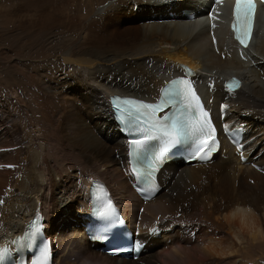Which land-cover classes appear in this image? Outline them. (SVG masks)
Returning <instances> with one entry per match:
<instances>
[{
    "label": "bare ground",
    "instance_id": "1",
    "mask_svg": "<svg viewBox=\"0 0 264 264\" xmlns=\"http://www.w3.org/2000/svg\"><path fill=\"white\" fill-rule=\"evenodd\" d=\"M203 6L200 0H1L12 48L7 59L16 46L37 49L55 28L83 27V42L95 46L66 50L62 68L34 74L30 63L19 65L23 92L10 84L6 115L0 107L8 124L0 130V246L43 211L57 264H261L237 260L250 250L247 243H264V16L251 48L241 50L223 23L229 4L194 21L183 15ZM180 64L200 72L222 130L246 128V162L224 145L210 163L169 164L160 174L163 191L143 203L133 193L128 144L108 100L122 94L153 101L165 81L180 75ZM231 76L244 82L234 95L223 87ZM94 179L110 185L149 244L138 261L109 258L86 241L81 214L90 207Z\"/></svg>",
    "mask_w": 264,
    "mask_h": 264
},
{
    "label": "snow or ice",
    "instance_id": "2",
    "mask_svg": "<svg viewBox=\"0 0 264 264\" xmlns=\"http://www.w3.org/2000/svg\"><path fill=\"white\" fill-rule=\"evenodd\" d=\"M217 4H222L224 0H215ZM264 4V0H259ZM215 11V9H213ZM257 0H235L234 8L232 9V31L235 33V39L243 45L248 47V42L252 37L253 23L256 19ZM210 19L215 20L216 16L210 15ZM216 25L213 24L212 27ZM215 41V37H213ZM243 56V53L241 54ZM181 88L175 95L180 96L181 104L176 113L171 116L164 115L158 117L157 113L161 112L165 107L164 104H147L131 99L117 98L118 103L114 104L118 112L124 113L120 117L121 122L130 127L131 134L135 137L129 142L130 156L149 159L148 169L146 173L133 168L132 172L141 178L144 175L151 176L154 172L156 162H159L174 145L182 142L191 141L192 144L197 145V152L200 153L199 159L207 160L212 151L215 150V128L211 124V119L206 110H204L200 103L199 97L188 80L180 82ZM239 88V81L233 80L229 84V90ZM169 96L174 95L169 93ZM167 103V102H166ZM124 106H127L125 108ZM195 117V119H193ZM158 142L161 146L159 150L150 158L145 157L144 154L150 150V145ZM207 149V151H205ZM100 216L108 218L115 214V209L111 200L106 201L103 210L98 213ZM39 229L36 222L31 225V231L27 234L29 239L35 237ZM156 231L155 228L152 229ZM8 249H0V261L4 260ZM50 258V250L45 245L41 250V260L37 264H48Z\"/></svg>",
    "mask_w": 264,
    "mask_h": 264
},
{
    "label": "rangeland",
    "instance_id": "3",
    "mask_svg": "<svg viewBox=\"0 0 264 264\" xmlns=\"http://www.w3.org/2000/svg\"><path fill=\"white\" fill-rule=\"evenodd\" d=\"M83 29H84L83 27L82 28L78 27L73 30H71V27H69L68 31L67 30L60 31V29H57V28L49 29V31L45 34V37L42 38L43 40L39 39V41H37L39 43L41 42L43 46L41 45L37 49H35L34 47L30 49H28L29 47L28 48L23 47V50H22V47L21 49H19V47L16 46L13 49L14 50L13 57H11L10 59H7L6 56L4 55L5 54L4 52H6V50H10V49L12 50V48L7 45V40H8L7 37H10L8 34L9 29H8L7 24H5V22L2 19L0 20V107H2L3 113L5 112L4 113L5 115L8 112L6 105L9 103L8 101L12 100L11 98L14 97L13 96L14 91H13V88L10 86V84H14V86H17L16 88L21 90V92H23V86L26 85L24 83L25 79L23 80L21 76L23 74L20 73L19 71V65L24 66L30 63L32 65V68L36 69L33 71L34 74L39 73V70L41 68H46V67L59 68L60 66L62 68L64 65L63 55L66 52V50L68 51V49L72 48L75 51H88L94 48L95 45L94 43L91 42V40H86L85 42H83V33H82ZM11 40H12V43H16L15 39L11 38ZM18 43L20 44V42ZM40 52H42V54ZM9 68H13L16 70L15 75L12 76L8 74ZM40 72H42V70ZM7 75L11 77L8 78ZM13 77L17 78V79L14 78L16 82L7 83V80L12 79ZM3 113H0L1 115L0 130H6L8 128V124L6 123V121H4L6 116ZM36 113L38 114V111ZM36 113H34V116L37 115ZM22 120L24 122V118ZM57 197H58V201L61 204L65 202V198L61 194H59ZM62 217L68 218L67 215H63V214H62ZM71 229L72 228H69L66 225L64 226V230L71 231ZM255 243L256 242H249L246 244V248L250 249L248 250V252L249 251L250 252L242 254L241 257L237 260V262L243 258L248 257L249 260H258L259 262L257 263L264 264L263 262L264 261V243L262 242L256 243L257 245H255Z\"/></svg>",
    "mask_w": 264,
    "mask_h": 264
}]
</instances>
